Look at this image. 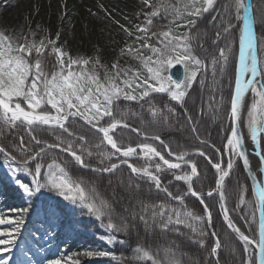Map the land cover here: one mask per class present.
Masks as SVG:
<instances>
[{"label":"snow or ice","instance_id":"obj_1","mask_svg":"<svg viewBox=\"0 0 264 264\" xmlns=\"http://www.w3.org/2000/svg\"><path fill=\"white\" fill-rule=\"evenodd\" d=\"M141 4L132 19L125 17L127 25L113 21L125 42L110 67L98 56L70 55L58 46L59 32L55 39L37 41L34 33L30 39L0 31V168L22 201L9 210L15 215L0 213V225H11L0 229V264H10L3 254L18 246L29 218L30 238L45 251L63 230L73 231L82 223L69 218L77 209L82 217L98 222L104 230L98 239L109 245H124L115 234H130L139 220L146 235L175 233L204 250L202 261L187 257L189 264H221L222 248L229 251L233 264H264V36L256 34V25L264 24V8L258 10L253 0H141ZM260 4L264 6V0ZM203 20L213 32L211 51L198 30ZM180 28L186 30L177 33ZM193 41L199 42L204 57L195 54ZM124 57L137 66L122 67ZM177 65L183 69L179 79L171 71ZM194 84L201 94L198 114L188 108ZM153 93L166 95L168 102L157 107ZM121 100L135 102L151 119L141 117V126L133 127L127 122L130 110L121 108ZM205 117L218 123L220 146L211 133L201 134ZM171 128L190 132L192 145H173L163 138ZM250 155L258 160L255 171ZM194 157H202L214 170L215 186L206 194L208 172L199 170L200 161ZM240 164L251 181L252 198L237 177L236 203L230 208L226 178ZM123 166L130 170L127 182ZM117 172L119 186L137 199L139 210L126 207L117 213L113 201L101 194V183L107 179L112 186ZM164 176L172 179L165 184ZM144 186L149 196L154 189L165 198L145 202L139 198ZM205 195L219 208L220 227L227 228L223 236ZM189 197L203 206L202 214L189 206ZM109 256L117 259L100 248L53 258L37 252L29 257L26 252L22 264H82L81 257ZM186 256L178 246L145 241L120 259L131 264H184Z\"/></svg>","mask_w":264,"mask_h":264},{"label":"trees","instance_id":"obj_2","mask_svg":"<svg viewBox=\"0 0 264 264\" xmlns=\"http://www.w3.org/2000/svg\"><path fill=\"white\" fill-rule=\"evenodd\" d=\"M254 4L257 5L258 10L264 8V6H261L260 0H253ZM68 4H64V11H61L62 18H68L70 16L78 17V27L82 26V8L78 3L75 2V0H69L67 1ZM92 30L97 35L100 45L110 44L112 41H117V36L114 34L112 30L109 28L101 25V24H95L92 26ZM186 29L180 28L176 29L177 33L183 32ZM198 30L201 36L204 38L205 47L208 48L209 51L212 50L211 45V38L213 36V32L208 25L206 20H203L198 25ZM197 29H193V32H196ZM256 34L257 37L264 36V24H257L256 25ZM193 44L195 46V54L200 57H204L206 53L203 49L199 47L198 41H193ZM238 45V41H237ZM132 59L129 57H124L120 59V64L122 67L130 66ZM104 64L108 65L107 60L103 61ZM132 66V65H131ZM193 88L195 89L192 92V98L188 100V108L193 114L199 113V108L201 105V94L198 84H194ZM154 97H156L155 104L157 107H162L164 103H167V96L164 94L159 93H153ZM207 97L205 96V99ZM119 104L122 109H129V115L127 117V122L132 125L133 127H140L141 126V117L150 120L151 117L149 116L147 110H145L143 113H141L140 106L136 104L135 102H129L121 100L119 101ZM132 113H136V115H133ZM218 123H213L210 118L205 117L202 124H201V134L207 136L209 133H211V138L215 141L217 146L221 145V141L217 135L218 132ZM122 131V130H118ZM21 135H26L25 133L21 132ZM44 138L48 139L50 142H54L53 138L49 136L47 133L41 134ZM191 135L190 132L188 133H182L180 131L175 130L174 128L168 129L162 133V137L165 138L168 142L175 145L177 142L181 144H187L189 146L192 145V140L189 138ZM131 136L133 138L136 137L135 133H131ZM209 152H211V149H208ZM166 158L171 159L170 157H167V154L165 153ZM198 161H200L199 164V170L201 172L207 171L208 176L207 179L204 180V192L206 194L209 187L214 188V170L211 169L210 165H207V162L203 160L202 157H194ZM124 168V180L127 182V176L130 170L126 169V166H123ZM81 172H84V170H81ZM85 176L91 175L90 173L85 172ZM120 172H117V174L112 178L113 184L112 186L108 185V180L105 179L101 185L99 186V190L101 194L112 200L114 207L116 209L117 213L124 212V209L126 207L128 208H136L139 210V203L137 199H134L132 194H130L128 191L125 190V188L119 186V179H120ZM239 178L240 182L244 183L248 189L247 196L249 199L252 198L251 195V186L249 183V180L247 179V176L245 175L241 165L234 169V174L230 175L229 178H226V184L228 186V191H230V195L228 197L229 200V207L232 208L235 206L236 203V195H235V184H236V178ZM163 183L167 184V181L169 179H172L171 176H164L162 177ZM211 181V183H209ZM177 185H182V182H174ZM184 190H186V186H183ZM197 189H199V182L196 183ZM115 190V191H114ZM172 191H176V188H172ZM139 198L144 200L145 202H158L159 199H164V194L160 193L157 194L155 190L153 189V192L151 196L148 194L147 186H144L142 189V192L139 195ZM205 199L210 205H213V216H214V223L217 226L218 231L220 232L221 236H223L224 232L227 231L226 226L221 228L222 225V217L218 216L219 209L218 206L215 204V201L208 198L205 195ZM39 204V201H37ZM189 206L196 209L198 212L202 214L203 212V206L199 204V201L195 199V197H189L188 198ZM22 204V201L18 198L16 195L13 186L8 184L7 179L5 178L3 171L0 168V213H3L6 216L15 215V213L10 212V209L19 207ZM76 211H79L78 209ZM75 211V212H76ZM70 219H73L74 221H82V223H77L79 225V228L74 229L73 231H68L67 228L61 232V235L57 241L54 242L53 245L47 246L45 251H40L37 248V245L35 243H29L26 244L25 253H28V256L31 257L33 252H37L39 254V257L48 256L49 258H52V256H60L62 253H67L68 255H73L77 252L83 251L88 248H100L102 250H106L110 253H113L116 255L117 259H112L109 257L104 258H83L81 257L82 264H131L128 260L120 259L122 255L127 256L131 254L132 248H134L137 243H145V241L148 242V244H151L153 246L161 245V246H168L172 245L173 247L178 246L180 251L187 254V256L184 258V264H189L188 258L191 257L193 260H203V256L205 255L204 250L199 249L198 246L192 245L187 241L185 237H182L175 233H168L166 236L160 234L157 232L155 235H146L143 223L139 220L135 221V227H133L130 230V234H124V233H116V238L123 239L125 241L124 245H120L119 243L115 245H109L101 240L98 239V236L101 234H104V230L99 226L98 222L94 221L93 219L83 216L82 220H77L73 216L69 217ZM86 218V220H84ZM236 222L238 223V226L241 227L242 231H245L247 233L248 229L244 227L243 222L239 220L238 217H236ZM129 223H132L130 220ZM11 225L5 224L4 226H1L0 229H8ZM33 227V218H29L28 226L24 230L22 237L23 239L25 237H30V230ZM42 243V242H41ZM208 245L211 246L213 244V241L209 238L207 241ZM31 249V251H29ZM5 259H8L10 261V264H15V260L13 256V251L11 253H4L3 254ZM160 258L164 259V253L161 251ZM16 259V258H15ZM220 260L221 264H233V257H231L230 253L226 249L220 250Z\"/></svg>","mask_w":264,"mask_h":264},{"label":"rangeland","instance_id":"obj_3","mask_svg":"<svg viewBox=\"0 0 264 264\" xmlns=\"http://www.w3.org/2000/svg\"><path fill=\"white\" fill-rule=\"evenodd\" d=\"M67 1L69 0H0V31L14 36L28 35L30 39L33 38L34 33L37 41L41 38L55 39L59 32L58 46L63 45L64 50L70 55L73 57L80 55L85 58L98 56L102 63L107 60L110 67L119 48L125 42V34L118 31V25L113 21L127 25L128 20L125 17L132 19L140 11L143 7L141 0H75L83 12L81 27H78V17L62 18L61 11H64V4H68ZM95 24H101L112 30L118 40L100 45L97 35L92 30ZM137 64L138 62L131 61L133 67ZM163 74L167 75V72ZM1 170L5 176L6 170L3 168ZM73 217L77 220L83 219L79 211H76ZM77 228L79 225L76 223L74 229ZM31 231L32 229L29 233ZM32 241L30 237L23 239L21 236L18 246L13 249L15 264H22L25 260L26 244Z\"/></svg>","mask_w":264,"mask_h":264},{"label":"water","instance_id":"obj_4","mask_svg":"<svg viewBox=\"0 0 264 264\" xmlns=\"http://www.w3.org/2000/svg\"><path fill=\"white\" fill-rule=\"evenodd\" d=\"M171 71L173 72L175 78L179 79V78L182 77L183 69H182L179 65H177V66H176L175 68H173ZM257 162H258V161H257ZM240 165H241V167H242V164H240ZM242 169H243V167H242ZM244 173H245V172H244ZM245 175L247 176L246 173H245ZM249 183H250V186H251V181H250V180H249ZM217 199H218V198H217ZM218 209H219V208H218Z\"/></svg>","mask_w":264,"mask_h":264},{"label":"bare ground","instance_id":"obj_5","mask_svg":"<svg viewBox=\"0 0 264 264\" xmlns=\"http://www.w3.org/2000/svg\"><path fill=\"white\" fill-rule=\"evenodd\" d=\"M237 48H238V45H237ZM248 95L250 96V93ZM249 147H250V141H249ZM250 161H251V165H252L253 171H255L256 170V166L258 164V162H257L258 160H257V158H255V157L250 155Z\"/></svg>","mask_w":264,"mask_h":264}]
</instances>
